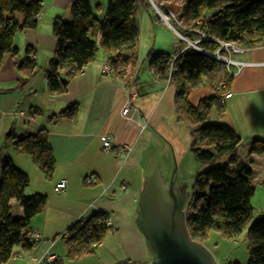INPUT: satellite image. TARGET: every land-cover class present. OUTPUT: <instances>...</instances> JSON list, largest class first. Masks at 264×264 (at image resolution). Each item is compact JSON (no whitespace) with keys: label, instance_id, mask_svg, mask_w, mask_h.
<instances>
[{"label":"crops","instance_id":"1","mask_svg":"<svg viewBox=\"0 0 264 264\" xmlns=\"http://www.w3.org/2000/svg\"><path fill=\"white\" fill-rule=\"evenodd\" d=\"M41 1L37 26L13 36L17 54L7 53L0 64V140L7 145V152L0 158V168L1 161L9 158L29 179L25 195L46 198L44 211L29 223V230L40 234V240L29 252L16 247L6 264H36L44 252L54 256L58 263L82 264V260H65L66 247L59 236L76 220L96 212L106 214L111 225L88 257V264H150L152 253L137 226L144 177L155 167L158 169L162 158L166 160V153H162L165 148L176 159L184 156L183 142L188 148L191 142L189 131L174 115V88L148 69L146 56L148 53L171 56L186 49L187 41L197 42L199 33L182 16L187 0H153L171 12L176 31L191 33L185 45L179 39L175 41L173 31L155 18L150 9L139 6L137 14L143 12L148 16H137L134 65H118L120 75L113 70L105 74L102 70L109 65V57L99 51L96 59L78 72L58 95L48 92L44 70L54 55L52 22L56 18L63 22L70 20L73 0ZM87 1L95 10L94 15L101 14L95 17L101 19L106 0ZM243 50L231 57L243 66L232 75L225 90L232 96L223 104V114H218L214 107L206 118L208 124L229 126L239 136L240 145L235 154H225L213 164L200 165L198 172L224 165L230 157L244 162L252 173V207L257 196L264 201V152L247 155L246 151L253 140H264V44ZM25 59L34 65V73L28 78L17 69V64ZM64 72H59L61 78ZM212 94V89L203 85L190 90L187 97L195 106ZM71 105L75 109L71 119L52 118ZM39 129L46 132L54 161L50 178L44 176L30 154L16 152L5 140L9 131L15 138H21L33 136ZM103 138L110 141L108 151L103 150ZM89 174L96 177L93 185L83 181ZM158 175L162 183L168 181L159 169ZM60 178L66 179V187L63 192L55 193L53 186ZM10 207L11 216L20 218L19 204L11 200Z\"/></svg>","mask_w":264,"mask_h":264},{"label":"trees","instance_id":"2","mask_svg":"<svg viewBox=\"0 0 264 264\" xmlns=\"http://www.w3.org/2000/svg\"><path fill=\"white\" fill-rule=\"evenodd\" d=\"M139 6L150 9L148 0H106L104 14L97 19L87 0H73L70 20L63 22L56 18L52 22L55 49L44 70L48 92L52 95L62 93L68 82L96 59L99 51L109 57L110 71L118 75L122 73L117 71L118 65H134ZM183 8V19L191 29L201 32L207 39L197 42L199 49L188 45L178 53L173 63L172 55L148 53L147 67L159 80L174 88V115L189 131V152L194 161L200 165L213 164L225 154H235L241 140L229 126L206 122L208 113L214 107L218 114H223L224 107L219 104L218 95L229 87L232 80V76L220 70V63L209 53L220 42L233 43L241 49L263 45L264 0H187ZM41 9V0H0V64L7 53L17 54L13 36L26 29H34ZM153 16L159 19L157 14ZM180 34L190 39L188 30H182ZM178 42L185 45L181 39ZM26 51L29 52V48ZM17 69L26 78L34 73V65H30L27 59L19 62ZM61 70H65L64 78L59 75ZM221 81L224 88L219 90L217 84ZM203 85L212 89L213 94L194 106L188 101V92ZM74 110L71 105L52 118L69 120ZM5 140L16 152L30 154L44 176L50 178L54 161L44 129H39L33 136L21 138H15L9 131ZM246 151L247 155L264 152V140H253ZM251 179L252 173L247 165L233 157L224 165L196 173L189 203L199 201L201 204L193 213H185L189 238L203 244L210 231H218L226 237L239 235L252 213L250 200L254 186ZM28 185V177L17 170L9 158L1 161L0 264L10 260L16 247L23 252H29L34 247L35 242L28 240L29 223L44 211L46 198L41 195L26 196ZM11 200L21 207L20 218L11 216ZM107 220L106 214L96 212L73 222L64 232L66 236L61 238L66 247L65 260L78 261L93 255L96 245L110 231ZM247 229L246 263L264 264V218L250 223ZM52 264L62 263L55 260Z\"/></svg>","mask_w":264,"mask_h":264},{"label":"water","instance_id":"3","mask_svg":"<svg viewBox=\"0 0 264 264\" xmlns=\"http://www.w3.org/2000/svg\"><path fill=\"white\" fill-rule=\"evenodd\" d=\"M144 179L137 226L152 253L150 264H215L212 254L189 238L182 210L183 187L176 192L171 180L162 183L156 167Z\"/></svg>","mask_w":264,"mask_h":264},{"label":"rangeland","instance_id":"4","mask_svg":"<svg viewBox=\"0 0 264 264\" xmlns=\"http://www.w3.org/2000/svg\"><path fill=\"white\" fill-rule=\"evenodd\" d=\"M151 1H148L150 4L151 12L157 14L158 16L160 15L166 16L169 22L173 24L172 25L173 28L174 26L176 27L177 24L173 20H171L173 18L171 12L167 11V9L164 6H161L160 4L154 2L153 0ZM152 4L155 5L157 9H155ZM95 16H101V14L96 13ZM137 16H148V15L144 14L143 12H139ZM159 20L160 22L164 23L167 27H169L166 21H164L165 19L161 20L159 17ZM173 38L175 39V41L177 39H180L176 31H173ZM6 146L5 143L2 140H0V158L7 152ZM188 150H189L188 145L183 142L184 156L183 157L179 156V158L175 159L173 157V153L171 152V150L165 148L163 150L165 152L162 153L163 154L166 153L167 161L162 158L160 160L162 164H160V166L158 165L157 167L160 170L161 175L166 176L168 181L171 180L172 186L176 192H180L183 187V191L185 193V201L182 210L184 213H186V211L187 212L189 211V213H193V211H195V208H197L201 204V202L199 201L197 203L195 202H193L192 204L189 203V201H191V198H189L190 193L193 189L192 182L195 177V174L198 173L199 171L200 164L194 161L192 154ZM164 162H168V164L165 165L163 164ZM259 172H261V169L259 170ZM168 181L165 184H167ZM263 202L264 201L258 198V196L257 198H254L252 200V207L254 208L250 216V221L243 228V231L239 233V235L226 237L218 231L209 232L207 238L203 241L202 245L204 246L205 249L209 251V253L212 254L215 264H230V263L247 264L246 263L248 260V253L246 252L247 241H248L246 240V232L248 230L247 227L250 225V223L261 220L263 218L264 216ZM89 256L90 255L81 259L82 264L90 263V258H88Z\"/></svg>","mask_w":264,"mask_h":264},{"label":"built area","instance_id":"5","mask_svg":"<svg viewBox=\"0 0 264 264\" xmlns=\"http://www.w3.org/2000/svg\"><path fill=\"white\" fill-rule=\"evenodd\" d=\"M148 1H151V0H148ZM153 6L155 9H157L155 5H153ZM159 17L161 20L165 19L164 21H166V23L169 25L170 29H172L173 31H176L166 16L160 15ZM197 32L199 33V38L197 39V42L200 40H206L207 39L201 32H199V31H197ZM176 33L178 34L180 39H183V41H186V39L178 31H176ZM187 42L189 43L190 46L194 47L195 49H199L196 47L197 42H195L194 44L190 43L189 41H187ZM243 51H244L243 48L241 49V48L237 47L236 45H234L233 43L220 42L217 44V47L215 48V50L213 52L209 53V55L216 62L220 63V66H221V68H223L224 73H226L229 76H232L236 71H238L243 66V64L238 62V61L231 59V57L233 54H240V53H243ZM177 55H178V53L172 55L171 63H173V61L176 59ZM232 67H233V69H232ZM102 71L105 74L110 72V66L109 65L104 66ZM217 85H218L217 89H219V90H222L224 88L222 81L219 82ZM218 96H219V104L222 105L232 95L230 92L222 90V92H220V94ZM102 147H103V150H105V151L110 150L111 144H110L109 139H107V138L102 139ZM83 181L87 185H93L97 182L96 177L93 174H89V175L85 176ZM65 187H66V179L60 178L55 182V184L53 186V191L55 193H61L65 190ZM107 225H109V226L111 225L109 220H107ZM65 236H66V234L63 233L59 236V238H62ZM40 238H41V236L37 232L30 231L28 233V240L30 242H37L38 240H40ZM53 261H54V256L48 255L47 252H44L42 254V256L37 260L36 264H52Z\"/></svg>","mask_w":264,"mask_h":264}]
</instances>
